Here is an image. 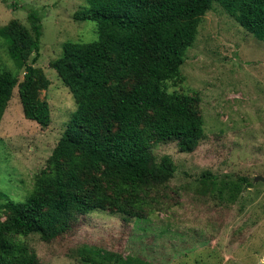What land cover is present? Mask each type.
Listing matches in <instances>:
<instances>
[{
	"label": "trees",
	"instance_id": "trees-1",
	"mask_svg": "<svg viewBox=\"0 0 264 264\" xmlns=\"http://www.w3.org/2000/svg\"><path fill=\"white\" fill-rule=\"evenodd\" d=\"M215 1L264 41V0H86L75 13L77 21L96 22L98 39L66 42L50 64L76 111L26 198L0 191V264H39L27 237L50 242L93 212L126 220L155 212L177 167L154 148L176 143L180 153H193L205 136L200 95L171 92L168 83L184 81L186 53ZM28 21L29 27L12 20L0 29L10 59L24 71L20 80L0 65V127L15 88L26 119L45 129L52 123L51 106L40 98L51 82L30 63L39 58L42 19L31 13ZM202 177L214 183L211 173ZM75 253L84 264H150L89 245Z\"/></svg>",
	"mask_w": 264,
	"mask_h": 264
},
{
	"label": "rangeland",
	"instance_id": "rangeland-1",
	"mask_svg": "<svg viewBox=\"0 0 264 264\" xmlns=\"http://www.w3.org/2000/svg\"><path fill=\"white\" fill-rule=\"evenodd\" d=\"M212 7L186 53L184 81L168 83L171 92L200 95L205 136L193 153H180L176 143L154 148L158 158L169 155L177 167L161 204L144 220L93 212L50 242L30 235L25 240L39 264H84L75 253L82 245L150 264H264V183L255 182L264 177V41L220 2ZM85 8L86 0H0V29L12 20L29 27L31 13L41 17V50L30 63L51 82L40 95L51 106L48 128L26 119L18 88L1 123L0 191L16 200L33 189L76 111L73 95L50 64L66 42L98 39L96 22L74 18ZM8 44L0 34V65L22 80L24 71H17ZM205 172L214 183L202 177Z\"/></svg>",
	"mask_w": 264,
	"mask_h": 264
},
{
	"label": "water",
	"instance_id": "water-1",
	"mask_svg": "<svg viewBox=\"0 0 264 264\" xmlns=\"http://www.w3.org/2000/svg\"><path fill=\"white\" fill-rule=\"evenodd\" d=\"M258 181H261L264 183V177L262 176L255 177V182H258Z\"/></svg>",
	"mask_w": 264,
	"mask_h": 264
}]
</instances>
